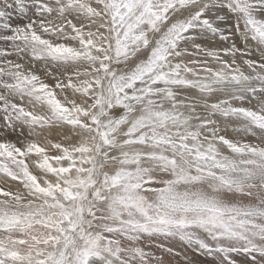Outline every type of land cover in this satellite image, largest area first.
Wrapping results in <instances>:
<instances>
[{
	"label": "snow or ice",
	"instance_id": "obj_1",
	"mask_svg": "<svg viewBox=\"0 0 264 264\" xmlns=\"http://www.w3.org/2000/svg\"><path fill=\"white\" fill-rule=\"evenodd\" d=\"M0 180V264H264V0H0Z\"/></svg>",
	"mask_w": 264,
	"mask_h": 264
},
{
	"label": "rangeland",
	"instance_id": "obj_2",
	"mask_svg": "<svg viewBox=\"0 0 264 264\" xmlns=\"http://www.w3.org/2000/svg\"><path fill=\"white\" fill-rule=\"evenodd\" d=\"M251 135V134H249ZM31 170V169H30ZM3 185V181L0 180V186ZM167 243V242H166ZM175 248L178 252H180L181 257L187 253V255L193 259L194 264H209V262L206 260V258L203 255H196L195 250L189 248L186 245H183L182 243H176ZM196 258V259H195Z\"/></svg>",
	"mask_w": 264,
	"mask_h": 264
},
{
	"label": "bare ground",
	"instance_id": "obj_3",
	"mask_svg": "<svg viewBox=\"0 0 264 264\" xmlns=\"http://www.w3.org/2000/svg\"><path fill=\"white\" fill-rule=\"evenodd\" d=\"M242 131V130H241ZM196 259V258H195Z\"/></svg>",
	"mask_w": 264,
	"mask_h": 264
}]
</instances>
